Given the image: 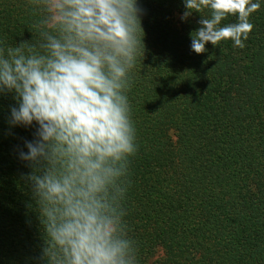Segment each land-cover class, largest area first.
Returning a JSON list of instances; mask_svg holds the SVG:
<instances>
[{
  "label": "trees",
  "instance_id": "16d2710c",
  "mask_svg": "<svg viewBox=\"0 0 264 264\" xmlns=\"http://www.w3.org/2000/svg\"><path fill=\"white\" fill-rule=\"evenodd\" d=\"M252 2L244 48L228 39L196 54L190 33L209 9L184 21V0H137L144 48L124 93L136 151L108 162L118 174L96 194L128 264H264V0ZM61 29L49 0H0L5 52ZM12 107L14 93L0 94V264H64L29 177L63 175L68 158L22 160L38 125L10 124Z\"/></svg>",
  "mask_w": 264,
  "mask_h": 264
},
{
  "label": "clouds",
  "instance_id": "9594fccd",
  "mask_svg": "<svg viewBox=\"0 0 264 264\" xmlns=\"http://www.w3.org/2000/svg\"><path fill=\"white\" fill-rule=\"evenodd\" d=\"M181 20L201 14L190 33L191 50L207 51L231 39L244 48L260 9L252 0H184ZM59 37L47 35L39 46L22 42L0 49V94L14 93L10 124L38 125L20 158L32 164L52 155L68 158L65 174L30 175L45 208V232L61 250L64 264H128L127 241L113 240V222L96 198L118 170L109 161L135 153V132L125 90L137 54L144 48L137 0H50ZM238 22L224 26L227 16ZM144 35V32H143Z\"/></svg>",
  "mask_w": 264,
  "mask_h": 264
},
{
  "label": "rangeland",
  "instance_id": "374dc122",
  "mask_svg": "<svg viewBox=\"0 0 264 264\" xmlns=\"http://www.w3.org/2000/svg\"><path fill=\"white\" fill-rule=\"evenodd\" d=\"M49 3H50V0H49ZM51 14H52V21H53V16L55 15V13H54V12H51ZM157 256H158V257L162 256V251H161V250H159V251L157 252Z\"/></svg>",
  "mask_w": 264,
  "mask_h": 264
}]
</instances>
